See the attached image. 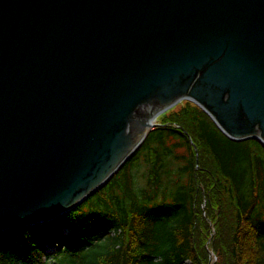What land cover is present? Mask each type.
<instances>
[{"label":"water","instance_id":"water-1","mask_svg":"<svg viewBox=\"0 0 264 264\" xmlns=\"http://www.w3.org/2000/svg\"><path fill=\"white\" fill-rule=\"evenodd\" d=\"M182 98L264 145V0H0V230L83 201Z\"/></svg>","mask_w":264,"mask_h":264},{"label":"trees","instance_id":"trees-1","mask_svg":"<svg viewBox=\"0 0 264 264\" xmlns=\"http://www.w3.org/2000/svg\"><path fill=\"white\" fill-rule=\"evenodd\" d=\"M49 260L264 264V145L228 137L190 100L161 112L83 201L52 220L0 230V264Z\"/></svg>","mask_w":264,"mask_h":264},{"label":"rangeland","instance_id":"rangeland-1","mask_svg":"<svg viewBox=\"0 0 264 264\" xmlns=\"http://www.w3.org/2000/svg\"><path fill=\"white\" fill-rule=\"evenodd\" d=\"M185 100H189V99H186V98H182L181 100H179V101H177L176 103H174L172 106H170V107H168L167 109H165L167 112H171V111H173V110H177V109H179L183 104H185ZM191 101V100H190ZM191 102H193V101H191ZM194 103V102H193ZM196 104V103H195ZM165 110L163 111V112H165ZM162 112V113H163ZM160 114L161 113H158L157 115H156V119H155V121H156V123H158L159 122V120H160ZM70 210V209H69ZM68 211V210H67ZM44 222V221H43ZM42 223V222H41ZM38 224V223H37ZM13 225H15V224H13ZM20 225H22V224H20ZM33 225H36V224H33ZM23 226V225H22ZM62 228H64V225L62 226ZM66 228V227H65ZM65 228L63 229L64 231H65ZM32 239H34V237H32ZM52 247L51 246H49V247H47V249H51ZM210 254H211V259H214L215 258V255L212 253V251L210 250ZM49 262V264H55V263H53V261H51V260H49L48 261ZM16 264H22L20 261H17L16 262Z\"/></svg>","mask_w":264,"mask_h":264}]
</instances>
